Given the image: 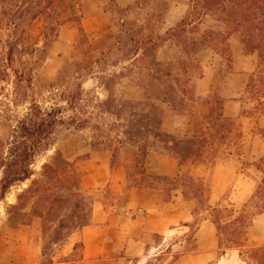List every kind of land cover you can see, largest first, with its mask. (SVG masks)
Instances as JSON below:
<instances>
[{
    "label": "trees",
    "instance_id": "1",
    "mask_svg": "<svg viewBox=\"0 0 264 264\" xmlns=\"http://www.w3.org/2000/svg\"><path fill=\"white\" fill-rule=\"evenodd\" d=\"M135 3L136 1L121 6L116 0H108L103 4L110 27L113 29L117 25L120 26L105 42L102 48L106 51L103 53L104 57L111 59L117 52L122 71L127 73L126 77L131 76L137 88L143 92V97L139 100L124 99L118 104L123 123L116 122V129L120 135L114 139L101 128L100 124L105 121L103 115L110 114L111 109L118 108L117 103L110 98L101 101L98 98L85 97L83 83L78 81L81 69L80 60L77 58L80 55V45L87 43L85 55L92 51L89 37L83 27L80 28V39L76 42L74 56L62 66L56 81L41 80L37 73L46 60L49 48L58 39L61 27L67 22L81 24V16L75 11V0H0V84L8 82L13 84L14 104L25 101L33 92L36 95L41 90L54 89L55 86L63 89L59 98L61 97L64 103V105L55 104L44 108L37 100L31 98L27 102L29 106L26 108V114L17 120L12 131L8 141L7 156H3L0 161V173H2L0 201L6 198L13 187L31 181V184L18 196L17 203L11 204L9 208V211L15 214V221L34 215L43 225L44 223L49 225L61 216L64 204L71 200L70 197L83 193L84 187L76 164L80 159L81 161L90 159L89 153L71 161L57 149L52 159L42 165L41 178L34 180L33 165L37 156L46 150L50 138L58 127L68 126L78 131L91 128V115L94 114L89 110L90 108L95 109L98 113L97 117L100 118L97 124H94L98 132V141L97 143L92 141L91 149L102 146L110 151L111 168L119 166L120 150L127 146L137 148L138 172L142 175L145 174L149 152L155 147L168 150L180 166L206 162L209 141L226 138L224 131L226 128L231 129L234 122L223 115V105L217 107V115L213 111L211 114L208 113L207 117L206 115L197 117L187 105L190 94H186V87L178 79L172 82L160 76L161 73L169 74L170 71L180 67L178 62L163 63L152 59L154 51L163 42L172 38L176 39L177 47L181 46L180 53L184 56L191 51L190 48L195 51L211 48L219 36L233 34L239 36L244 52L256 53L258 56V67L250 77L249 87L256 89L255 111L261 110L259 115L264 116V0H194L189 5L186 16L176 26L168 29L164 35L156 36L148 31L145 24L138 22L128 26L124 22L132 13ZM66 15H70L71 18H65ZM211 16H218L223 30L208 28L198 41L188 45L184 34L188 27L195 23L190 22L195 17L203 19ZM41 19L42 33L36 37L32 31V24ZM4 35L6 38H3ZM117 66L113 64V67ZM117 77L116 72L104 76L105 86L114 84L113 80ZM4 90L3 86L0 87V92ZM157 101L166 108L158 106ZM211 104L212 102L206 101L203 108ZM185 114L191 118V135L178 137L169 134L166 129L167 117L169 115L185 117ZM206 126L210 128L213 126L214 131L221 135V139L213 136L209 139ZM256 167L259 170L264 169V157L256 163ZM151 178L166 185H174L179 181L177 177L151 176ZM137 185L139 184H131V186ZM53 187L66 192L63 195H53L50 193ZM260 188L264 189V178L259 184ZM254 198L253 194L251 199ZM28 200L33 201L29 212L24 205ZM214 210L216 211L217 208ZM262 214H264V202L254 216ZM254 218L251 217V221ZM234 221L241 225L245 219L241 215ZM213 222L220 232L221 224L216 220ZM85 225L87 224H83L82 227ZM63 227L70 228L73 225H65L59 220L58 228ZM43 234L47 235V231L43 230ZM54 234L60 236L61 231L57 229ZM78 248L79 243L75 245V252L63 262L66 264L77 262L81 257V254L77 255ZM252 255L259 257L257 264H264V251L257 250L252 252ZM45 263L49 264L53 261Z\"/></svg>",
    "mask_w": 264,
    "mask_h": 264
},
{
    "label": "rangeland",
    "instance_id": "2",
    "mask_svg": "<svg viewBox=\"0 0 264 264\" xmlns=\"http://www.w3.org/2000/svg\"><path fill=\"white\" fill-rule=\"evenodd\" d=\"M136 3L132 7V13L124 20L128 26H133L135 23H142L147 25L148 31L153 34L164 35L165 30L171 26L180 22L187 14L189 5L194 0H135ZM133 1V2H135ZM108 0H75V11L80 18V25L76 22L65 23L60 31L58 39L49 48L46 60L43 62L37 73L41 80L47 82H55L59 71L62 66L74 56L75 45L77 40L80 39V28L83 27L84 31L89 37V42L92 46L90 54L85 55L87 51L86 42L80 45V52L77 58L80 60V75L78 81L83 83L84 96L90 98H98L101 101L112 99L118 104L122 103L124 99L127 100H139L143 97V92L137 89L135 82L131 76H127V73L122 71L121 64L118 61L117 52L114 53V57L107 59L104 57L106 52L102 48L105 42L113 36V32H116L120 26L117 25L113 29L111 28V36L107 40L101 39L95 30L103 29L105 22L110 25L108 17L103 10V4ZM199 12L200 9H198ZM65 18H71L70 15H66ZM218 16H211L200 19L195 17L184 34L188 45L191 42L198 41L200 36L208 28L215 30H223L220 27ZM166 22H169L167 24ZM85 23V27H84ZM173 26V27H174ZM136 29L135 27H133ZM43 21L37 20L32 24V31L36 37H39L42 33ZM3 38H6L4 35ZM176 39L172 38L166 42H163L158 49L153 53L152 59H157L163 63H180L179 69L167 72V74L161 73L164 79L172 81L178 79L182 85L186 87V94H190V101L187 102L190 110L197 117H207V114H218L217 107L220 108L227 101H233V103H239L241 115L245 118L251 119V133L257 135L254 136L248 134L249 130L244 132V127L237 119L229 118L233 120V126L231 129L226 128L224 134L226 138L221 139V135L214 131V127L208 128V138L218 137L220 141L212 140L208 143L207 160L205 163L212 162L215 158H223L226 155L232 154L234 156L244 155L245 159L241 163L240 170L246 173L257 181L254 199H251L250 195L243 205L238 207H231L229 202L220 206L217 210H211L208 213V217L212 220H216L221 224V230L219 232L221 238V249L223 251H229L231 249L242 248V254L248 264H257L259 257L253 256L252 252L264 251V232L261 243L257 246L254 243L248 242L245 237V229H247L252 221L251 217H256L260 210V206L264 202V189H259V184L264 178V169L259 170L256 167V163L264 157V116L259 115L261 110L255 111L257 106L255 97V88L249 87V81L251 75L257 70L258 56L254 54H246L243 50L241 39L237 35L219 36L214 41V45L208 49L193 50L184 56L180 53V47L176 45ZM41 47V45H40ZM1 49V47H0ZM168 58L170 59L168 61ZM175 60V61H174ZM113 64H117V67H113ZM116 72L117 78L113 80L114 84H107L105 86L104 76H108L111 73ZM228 73H233L234 79H232L231 85L233 89H230L229 85L225 82V77ZM240 74V76H238ZM206 79V84L203 86L201 92L205 95H199L197 91V81L199 79ZM107 78V77H106ZM4 87L5 90L0 92V161L2 157L7 156L8 141L12 135V131L19 118H22L29 106L28 100L34 98L44 108H49L55 104L64 105L61 97L60 86H55L54 89L41 90L39 94L30 95L28 99L22 102L14 104V86L11 82L1 83L0 87ZM50 91V92H49ZM37 92V91H36ZM206 101L212 102L211 106L204 107ZM217 103V104H216ZM157 105L166 108L161 102L157 101ZM211 107V108H210ZM210 108V109H209ZM94 115H91V128L78 131L68 126H60L57 128L54 135L50 138L49 144L45 151L39 154L33 165L34 176L33 180L41 178L42 165L51 160L57 149L63 152V155L69 156L70 154L83 149L85 146H91L92 141L97 143L98 132L95 130L94 124L99 121L98 114L95 109L90 108ZM219 110V109H218ZM110 114L105 116V121L100 124L103 130H106L111 138H116L120 135L117 131L116 122L122 124L121 108L118 106L116 109H111ZM184 117V116H182ZM171 115L166 119V125L170 122ZM186 125L191 126V118L185 114ZM202 121V120H201ZM230 130V131H229ZM230 132V133H228ZM244 141L248 144L249 141L255 143V149L253 146L250 148L244 147L242 144ZM117 143V142H115ZM257 143V144H256ZM94 150H105L104 147H95ZM254 151V152H253ZM82 154L80 156H83ZM79 156V157H80ZM77 157L75 160H77ZM67 158V157H66ZM81 162V159L78 160ZM139 168L136 169L138 171ZM133 173V172H132ZM80 176V175H79ZM2 173H0V179ZM31 184V181L25 184H19L13 187L6 198L0 201V234L9 236L15 245H18L19 236L15 235V230L23 229L26 226H32L34 236L31 240L33 244L41 246L42 255L44 253L43 261H53L58 257L57 261H65L64 257H60V254L67 250V248L74 242L79 240V231L82 229L83 224H88L91 217V209L97 193L88 191L85 189L79 196L70 197V201L64 204V208L60 217L49 223V225L42 224L41 220L31 215L25 217L24 220L15 221V214L9 211L11 204H16L18 196ZM66 192L60 191L58 188L53 187L50 192L53 195H63ZM204 196V194H203ZM205 198V197H204ZM203 198V202H204ZM226 198V199H225ZM227 201V196H224ZM33 201L28 200L25 202L27 211L29 212ZM61 205V204H60ZM207 207V206H206ZM205 211V206H203ZM244 217L245 222L239 225L234 221V217ZM59 220L64 222L65 225L73 227L58 228ZM251 221V222H250ZM22 223V224H21ZM61 231L60 236H55L54 231ZM43 230L47 231V235L43 234ZM38 233V234H37ZM25 234V233H22ZM46 236V237H45ZM16 238V239H13ZM77 255L81 254V247L77 251ZM255 255V253H254ZM71 259V258H70ZM69 259V260H70ZM56 261V260H55Z\"/></svg>",
    "mask_w": 264,
    "mask_h": 264
},
{
    "label": "crops",
    "instance_id": "3",
    "mask_svg": "<svg viewBox=\"0 0 264 264\" xmlns=\"http://www.w3.org/2000/svg\"><path fill=\"white\" fill-rule=\"evenodd\" d=\"M116 1L126 6L135 0ZM95 32L107 40L111 27L105 22L103 29ZM234 76L228 73L225 77L230 89ZM206 79L197 81L201 96L205 95L201 90ZM223 115L241 122L244 135L249 130L248 134L257 138L251 133V119L241 115L239 103L225 102ZM166 129L169 134L181 137L190 136L192 128L186 125L185 117L171 115ZM242 144L256 147L251 141L246 144L244 139ZM87 153L90 159L77 162L76 169L85 189L97 196L89 223L79 231L81 257L74 264H248L242 254L244 247L221 249L219 231L208 217L211 210L225 203L229 202L231 207L243 205L255 192L257 181L240 170L244 155L229 154L210 163L180 166L168 150L155 147L149 152L143 175L136 171L139 165L135 146L120 150L119 166L115 168L110 167V151L93 150L91 146L66 157L74 161ZM151 176L177 177L179 181L166 185ZM132 183L139 185L131 186ZM32 229L26 226L15 230L18 245L9 236L0 234V264H46L41 246L31 242L35 235ZM262 232L264 214L253 219L245 229V237L257 246L262 241ZM77 243L63 251L59 259L73 254ZM54 259L49 264H66L57 261L58 257Z\"/></svg>",
    "mask_w": 264,
    "mask_h": 264
}]
</instances>
